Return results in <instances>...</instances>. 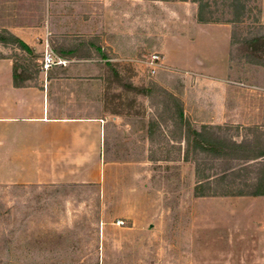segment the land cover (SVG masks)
<instances>
[{
	"label": "rangeland",
	"instance_id": "1",
	"mask_svg": "<svg viewBox=\"0 0 264 264\" xmlns=\"http://www.w3.org/2000/svg\"><path fill=\"white\" fill-rule=\"evenodd\" d=\"M10 1L0 0L4 22L17 12L1 8ZM30 1L33 7L19 14L38 23L44 0ZM56 1L62 9H50L51 16L66 27L77 23L81 33L100 34L105 21L110 30L106 42L90 40L105 47L96 57L109 61L82 62L70 71L74 79L62 81L67 94L56 116L104 123L92 129L77 122V138L64 128L62 144L74 150L61 154L34 152L39 127L33 124H0V131L12 129L5 141L10 152L0 150V264H255L262 245L253 218L264 200L195 196L201 181L208 192L204 176L212 189L228 190L216 176L220 165L201 161L197 174L195 163L183 159L185 143L174 139L178 128L162 120L171 93L195 129L206 125L237 141L264 138V66L244 58V38L262 37L255 46L264 53V0H245L240 23L228 22L229 0H210L218 22L209 24L198 22L191 0ZM10 51L21 63L30 59ZM155 54L162 67L153 74ZM94 64L105 67L96 72ZM151 89L152 98L145 94ZM155 115L160 125L151 143ZM19 130L27 131L22 142L31 153L11 147Z\"/></svg>",
	"mask_w": 264,
	"mask_h": 264
},
{
	"label": "crops",
	"instance_id": "2",
	"mask_svg": "<svg viewBox=\"0 0 264 264\" xmlns=\"http://www.w3.org/2000/svg\"><path fill=\"white\" fill-rule=\"evenodd\" d=\"M55 1L44 0L40 4L38 9L41 13L43 11L44 15H41L38 23H31L28 21L29 18L27 15L19 14L21 13L19 12L20 10L33 7L30 0H11L6 7L1 5V8L16 10L17 14H9L8 22L0 20V28L8 30L27 44L38 57L36 60H40L39 65H41L43 55L46 51V44L49 45L56 57L67 61L65 66H53L47 73L40 72L47 76L44 81L42 79L43 77L39 75L41 80L35 83L28 81L25 83V86L16 87L13 81V70L15 62L18 60V58H16L18 55L14 53H6V50L7 48L12 52H20V50L14 47L11 49L0 44V124L10 125L13 122H23L39 127L36 128L38 130L36 131L37 134L35 138L37 139L38 144L36 146L37 150L34 152L43 154L73 152L74 149L72 146H64L62 144L65 137L63 133L64 128L70 130L73 129L72 132H74L72 135H75L77 138L80 133L79 126H81V124H78L77 122L87 121L91 123L92 129H96L98 123H100V125L102 123L103 125L104 118L101 117L76 118L63 116V114L56 116V105H58V101L65 100L62 96L67 94H65L63 90L68 86V84H64L62 81L74 79L73 75L69 74L70 71L78 69V66L81 68L82 62L98 61L106 63L109 61V59L103 55L96 57V52L100 53V51L104 50L105 47H96L92 41H90L91 38H96L98 36L106 42V38L104 39V37H106V35L109 34L108 32H110L106 26V22L104 21L101 25L100 28L103 31H101L100 34L95 33L96 31L91 35H86L83 32L82 34L81 31H79V24L72 23V26L66 27V24L60 23V16L55 19L52 18L50 9H62V5ZM55 22L59 23L56 24ZM79 41H85L88 43L87 49L91 51V54L93 55L92 58L82 59L76 56L68 57L57 52V49H59L63 43L67 45L68 43L73 44ZM89 42H91L92 45H90ZM102 67H105V65L102 64L99 67V65L96 64L95 69H98L96 72H99V68L102 70ZM58 70L63 73L57 75L55 71ZM54 90L57 92H53ZM66 101L70 100L67 98ZM60 106L62 108L63 104H60ZM2 128L3 129L0 131V140L2 139L0 142V150L3 152H10V149L7 150L6 148L7 146L5 145V141H9L8 137L11 135L12 129L6 126ZM19 131L20 132H18V134H15V138H13L15 140V144H12L11 147L17 148L18 150L16 149V151L22 154L31 153V151H29L30 146H27L22 142L27 131ZM49 131L51 134H49ZM253 198L264 200V197ZM255 206H257V204ZM262 206L263 209L260 213L261 215L253 218L255 224L254 233L260 238L259 240L262 245L261 248L257 250V253L255 251V264H264V201Z\"/></svg>",
	"mask_w": 264,
	"mask_h": 264
},
{
	"label": "trees",
	"instance_id": "3",
	"mask_svg": "<svg viewBox=\"0 0 264 264\" xmlns=\"http://www.w3.org/2000/svg\"><path fill=\"white\" fill-rule=\"evenodd\" d=\"M191 1L198 4L197 19L199 23L209 24L218 22L214 19L213 13L210 10V0ZM245 2V0H229L228 8L231 18L228 22L240 23L243 21L247 13ZM262 40L263 38L260 36L244 38V42L247 45L244 51V58L247 63L264 66V59L262 57L264 53L255 46L257 42ZM0 44L17 48L29 55L30 59H28L27 64L21 63L18 60L15 62L13 81L16 87L25 86L26 82L33 80V75H36L35 78H37L41 72L40 65H33L32 60L38 57L27 44L5 29L0 30ZM87 48L88 43L85 41L73 44L68 43L67 45L63 43L57 49V52L68 57L76 56L82 59H89L93 55ZM31 64L34 71H32ZM152 92L153 90L151 89L150 91H145V94L152 98ZM165 94L163 113L168 114L169 117H167L168 119L163 118L162 121L164 124L170 122L178 128L179 134L174 139L177 142L185 143L183 159L195 163L197 174L200 173L199 166L201 161L211 162L212 165L216 162L219 163L220 173L216 175L218 182L220 184L226 183V188H228V190L225 189L222 192H218L212 189L209 182L210 177L204 176L208 192H205L204 183L201 181L195 187V196L264 197L263 136L257 135L251 139L246 137L237 141L206 125L199 130L195 129L184 119L182 102L171 93ZM151 105L155 107L154 104ZM158 118L155 115L149 123L148 132L151 143H154V132L156 127L158 128L160 125Z\"/></svg>",
	"mask_w": 264,
	"mask_h": 264
},
{
	"label": "built area",
	"instance_id": "4",
	"mask_svg": "<svg viewBox=\"0 0 264 264\" xmlns=\"http://www.w3.org/2000/svg\"><path fill=\"white\" fill-rule=\"evenodd\" d=\"M67 61L56 57L53 51L50 49L49 45L46 44V51L43 55V59L40 65L41 71L47 73L53 66H65ZM162 67L161 59L158 54H155L151 58V72L154 74L156 71Z\"/></svg>",
	"mask_w": 264,
	"mask_h": 264
}]
</instances>
